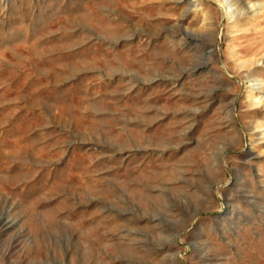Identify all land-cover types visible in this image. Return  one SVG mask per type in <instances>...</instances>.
I'll return each instance as SVG.
<instances>
[{
	"label": "rangeland",
	"instance_id": "obj_1",
	"mask_svg": "<svg viewBox=\"0 0 264 264\" xmlns=\"http://www.w3.org/2000/svg\"><path fill=\"white\" fill-rule=\"evenodd\" d=\"M0 264H264V0H0Z\"/></svg>",
	"mask_w": 264,
	"mask_h": 264
}]
</instances>
